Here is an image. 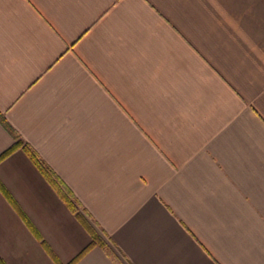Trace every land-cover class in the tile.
Returning a JSON list of instances; mask_svg holds the SVG:
<instances>
[{
  "label": "crops",
  "instance_id": "crops-1",
  "mask_svg": "<svg viewBox=\"0 0 264 264\" xmlns=\"http://www.w3.org/2000/svg\"><path fill=\"white\" fill-rule=\"evenodd\" d=\"M0 114L62 264L91 239L30 153L120 264H264V0H0ZM0 259L55 264L1 191Z\"/></svg>",
  "mask_w": 264,
  "mask_h": 264
},
{
  "label": "trees",
  "instance_id": "trees-1",
  "mask_svg": "<svg viewBox=\"0 0 264 264\" xmlns=\"http://www.w3.org/2000/svg\"><path fill=\"white\" fill-rule=\"evenodd\" d=\"M0 122L1 124L12 134L15 136V143L3 154L0 155V161L8 157L10 154H12L14 151H16L18 148L22 146V142L18 135H16L13 130L10 128V126L7 124V122L4 120V118L0 114ZM30 159L32 160L33 164L37 167V169L45 176L47 181L53 186L57 194L59 195L60 199L63 201V203L67 206L69 211L75 216L77 221L83 226V228L87 231V233L90 236V243L79 253L78 256H76L69 264H75L77 261H79L81 258H83L90 250H92L95 247H100L105 251V253L116 263L120 264L117 258L113 255V253L109 250L108 246L105 244V242L102 240L101 236L98 234V232L95 230V228L89 223V221L85 218V216L79 212L78 207L76 206V202L74 198L71 196L69 191H65L62 188H60L51 178V176L44 170V168L39 163L38 159L33 154H28ZM0 191L5 196L9 204L15 209V211L19 214L24 224L27 226L29 231L33 234V236L37 239V241L40 242L41 246L43 247L44 251L48 254V256L52 259V261L55 264H62L59 259L56 257V255L53 253L51 248L43 241L40 234L37 232V230L34 228V226L31 224V222L25 217V215L21 212V210L18 208L15 201L12 199V197L9 195V193L5 190V188L0 183ZM0 264H4V262L0 259Z\"/></svg>",
  "mask_w": 264,
  "mask_h": 264
}]
</instances>
